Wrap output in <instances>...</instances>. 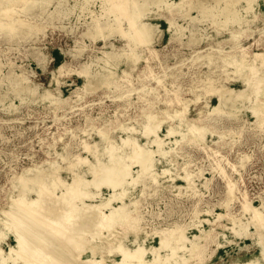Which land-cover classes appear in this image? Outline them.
Wrapping results in <instances>:
<instances>
[{
  "label": "rangeland",
  "instance_id": "1",
  "mask_svg": "<svg viewBox=\"0 0 264 264\" xmlns=\"http://www.w3.org/2000/svg\"><path fill=\"white\" fill-rule=\"evenodd\" d=\"M32 1L33 0H28V3H24L26 2V0H24L17 4H34ZM49 1L52 0H37L39 4L41 3L44 5L49 3ZM111 2L113 5L115 4L113 12L116 15L114 14L111 16V21L113 22L110 21L109 24L101 27L100 30L103 28V34H100L101 36L93 40L82 34L87 28V26H82V24L86 21L94 24L96 23V20L93 19L95 16L91 17V15H89L90 10L87 9L89 7V9L91 8V10L93 9L96 12L100 11L103 6L101 0H91L88 3L89 6L84 9L83 4L85 3L83 1L77 2L76 0H70L66 4L61 3L60 6L56 5L57 2L55 4H51L50 2L48 7L51 11H54L57 7L62 8L61 10H67L66 6L70 7L74 5L77 7L73 9L72 14L70 13V15H68L69 17H63V19H61L62 17H59V19L56 18L54 23L48 21L51 16H41L40 13L35 14L31 19L28 18L30 22H37L41 27L23 36L24 38L20 37L21 35L16 36L12 34L7 40H4L2 38L3 34L0 32V231L2 227L6 225L3 231V234L7 237L5 241L3 240L4 248L9 249L10 245L16 244L15 236L16 233H18L16 229L28 230V227H25L23 221V223L19 219L17 221L14 217H10L9 220L6 218L7 213L11 214L10 212L15 206L21 210L23 209V212L29 211L28 208L19 206L17 200L14 201V199H12L13 195H17L16 190L19 187L17 184L20 183L17 181H20L23 176L28 174L29 171H31V167L44 168L45 170L55 168L56 165H52L54 161L59 162L60 166L57 167L62 168V170H60L62 173L61 176L63 177L62 179H64V181H70L73 171L71 169H65L68 165V161L64 162L58 157L57 151L62 153L64 142L71 141L70 139L72 138H70L68 133L72 127H74V130L76 128L75 131H77L76 140L71 141L76 148L77 142L81 139H86L91 142L96 139L99 140L98 134L99 132H105L104 129H109L107 132L111 134L115 129L111 128L114 123L111 120L106 121V118H112L114 120L119 118L124 124H128L131 127L136 126L141 132V130L143 131L145 129L140 122L142 116L155 112L159 115L160 119H163L167 117L165 111L167 109L175 115L176 112H183L184 114L180 115L179 119L177 116V119L174 118L175 120L173 121L171 118L167 119L168 122L179 127L180 131L189 132L187 131L188 126L186 123H188L189 120L191 122L195 120L201 128L199 131L202 132L203 129V133L198 132L202 135L198 134L200 135L199 137L203 138H199L197 134H192V136L189 133L192 136L191 141L187 139V141L180 146L178 152L172 154L171 157L168 158L169 162H164V164L161 162V164L158 165V169H161L162 166L164 167L165 165V167L170 169V172L159 179V186L161 187L155 195L150 196V191H153L152 188H149L147 194H145V196H149L150 199L143 201V204L139 206L143 220L137 226V234H135V229L125 231L126 228L122 226L121 223H116L113 225L114 227L111 226V228L108 226H104L105 228H103L102 226L101 228L103 229H100V231L98 228L94 229L92 227L91 229H94V233L100 232L101 237L105 236V238L108 239V243H110L109 248H112V250L105 252L90 251L89 248L91 245H94L93 242L99 240V238H93L94 235L91 233H87V235L83 234L85 238L83 236L80 237L82 235L80 233V238L78 237L80 246L77 247L78 249L75 248L77 252L74 248H69L68 251H65L67 252L65 256L69 259L66 257L63 258L62 256L60 257L63 258L60 259L61 262L63 264H70L69 261H75L74 263H77L76 260L80 259L77 255L80 254V251L83 250L84 247L85 249L89 247L82 252V259L85 260V258L95 255V258L100 260V264H115V261H120L122 259V256L116 250V246L120 243L119 241L123 240L127 235L130 240H124V243L130 248H134L135 244H133L131 240L135 238V240L139 241L145 239L149 247L160 246V231H168L170 230V226L173 225V222H178L187 227L184 235L186 238H189L184 242L185 244L183 243V248H185V250L191 248V241H198L197 243H202L203 241V246L205 247V252L202 256L190 258L187 264H245L256 258L260 259L258 263L264 264V258H262L264 255V218L260 214L264 213V120L262 121L260 119L261 117L264 118V113L259 114V109L263 108L262 104H264V92L262 91L264 85V57H262L260 63V66L263 67L255 71L253 70L252 73L255 72V76H253V74L249 76L250 79L252 77L254 79L252 78L250 80L249 77H247L248 79L242 78L235 73L234 66L233 68L228 67L227 74L230 77V79H228V75L226 76L225 72L221 71V67L217 66L220 64L222 65L221 61L224 59L223 55L228 54L231 58L236 55L237 50L235 48H230L232 46L234 47V45L226 41L222 43V46H224L222 55L220 50L215 49L216 44L206 38L210 35H214L221 41L229 40V29L233 30L235 24L230 23L227 25L228 29H224L212 22L209 18L192 23L189 18L178 17L176 18L177 24L183 27L186 26L187 29L184 31V39L175 40L171 38L172 33L169 29V23L166 20V17L168 15L170 16V12L168 10L153 9L155 7H152L151 9H153V11H147L148 13L145 14V16L142 15V19L145 22L157 25L158 28L161 29V34H157L155 38L152 37V43H150V41L145 43L146 41L138 28L136 31H138L137 34L139 33L137 35L138 38H140L139 42L142 43L144 41L141 47L138 41L129 40L130 37L126 35V29L129 28L127 17L130 16V12L139 8L138 2L133 0L130 3V1L127 0V4L124 5L125 7L123 3H121V8L118 7L120 6V0H112ZM255 9L260 15L251 26L253 30L249 31L247 33L248 35L242 37L241 44L243 47H248L252 52H261L264 55V49L260 47L264 45V0H257ZM121 11L124 13L125 18L123 17V13L121 15ZM191 14L197 15L196 10H193ZM46 18L47 20H45ZM105 19L106 18L103 17L101 22L105 23ZM77 26H82V28H78ZM120 26L124 28L121 29ZM117 27H120L119 30H115ZM199 34L203 35V39L191 42L193 38L200 37ZM113 45L119 47L121 50L136 48L135 50L141 54L137 64L138 67H144L147 64V59L151 55L150 52L156 48L159 49L161 58L164 56L168 57L169 54L171 56L169 59L167 57L165 58L167 61L164 62V65L156 63L158 66L155 67L157 71L156 75L151 76L152 79L150 78L149 81L139 82L135 80L128 83L126 79L124 82H120V86L121 84L125 86L123 90L117 89L115 85H111L110 87L99 88L95 92H83V97L80 101L76 102L74 99L66 101L65 99L67 98H73V92L77 87L84 84V77L79 73L84 63L86 61H92V70H102L101 67L106 66V64L103 61H99V58L103 57L104 50H111ZM37 52L48 56V60L52 57V61L47 65L45 70L41 68L37 61ZM175 53L184 55L174 56ZM200 54H212L214 64L208 65L206 59H199L198 56ZM113 59L114 58L109 59L107 68L112 69L117 74L116 77H121L123 75L122 70L127 65L126 58H122L120 63H118L119 61H113ZM152 63H155V61L152 60ZM60 66L64 67L63 75L57 72ZM145 68L146 67H144V69ZM12 70L14 73L19 74L22 73L23 70L26 71L32 85H38V90L35 95H25L23 93L24 96L21 100V97H17L14 94L10 82L11 78L8 77V73ZM132 70L134 71L131 76L137 77L139 70L137 68H133ZM54 72H56L57 79L55 78ZM172 73L176 74L178 77L176 83L172 82ZM207 75L219 79L223 77L225 81L222 82V78V80L215 81L213 84H208L203 81ZM255 79L260 82V84L258 83L259 86ZM57 80H60V85H58ZM248 80L253 83V86ZM248 82L251 85H248ZM220 85H225L228 90L232 89L235 94L237 92V94L243 97L241 101L233 106L234 108L232 111L235 112V114L231 118L225 115H209V110L218 104L217 94H211L212 87ZM247 85L251 89H249ZM45 88L51 89L54 93L56 92V88H59L61 91L60 100H56V103L51 105L50 100L42 99L40 95H42ZM252 88L256 90H252ZM260 88L262 93L258 92ZM255 91H257V93ZM255 94H259L260 98L258 99ZM117 96H123V99L117 100ZM131 102L134 103L132 104L133 106H131ZM11 104L13 106H10ZM162 108H164V110ZM254 110H258L256 111L258 115ZM86 115L94 120L92 124H90L91 120L88 121L85 118ZM128 117H131V119ZM217 118L223 119L217 121ZM76 120H79V127ZM210 123L218 129L215 127L212 128L213 125L210 126ZM156 124L157 123L153 126ZM168 125L169 123L166 122L161 125L158 122V129L156 132H160L159 134L163 137L167 132ZM94 126L95 128H93ZM96 133L98 134L96 135ZM115 134L120 137L126 136L123 130H115ZM178 136L177 134L173 137L165 138L166 146H169L171 140L182 138ZM223 136L224 140L222 139ZM143 139L145 138H141L142 142H145L146 139L145 141ZM218 139H222V143L216 144L215 142H217ZM117 140L119 142L121 141L120 138ZM214 154L216 156H214ZM82 155L85 157L89 156V158L93 157L85 151L82 152ZM242 157H248L247 160H244V165H240L242 163ZM157 158L160 159L159 155ZM92 160L95 162L94 159ZM102 160L108 161L105 156ZM205 165H207V167H204ZM219 165L225 168L228 178L223 176L220 172ZM233 165L236 166L235 170L232 168ZM81 168L85 169L86 167L81 166ZM206 168H210V170L203 172V169L205 170ZM76 170L78 169L76 168ZM132 170H138V166L135 165ZM200 170L203 173H201ZM186 172L194 174L192 186L197 189L199 192L198 195L190 191L186 181L180 178L174 179L177 174H184ZM89 178L91 179L92 176L89 175ZM232 183L235 187L230 193ZM147 184H151V182L147 181ZM173 185H183L185 187L177 189ZM133 188L132 192L134 191V196L141 198L143 195V184H137ZM56 189V192L60 195L64 190V186L59 185ZM107 189V187L106 189L103 187L101 190L102 195L98 197H85L82 201L79 200L80 198H77L69 206H73L75 202L78 205H82L81 202L84 201L87 205L97 204L102 198H106L109 195L110 191ZM18 190H20V188ZM88 190L94 193L93 187ZM26 195H30L33 198V196H35V191H30ZM230 195L232 196V200L229 206L222 205L229 199ZM131 198L132 197L128 196L126 199L131 200ZM49 201L51 205L57 202V200L51 197L50 200L47 199L46 201L48 205ZM118 203L115 202L114 206ZM51 205H49V207L53 206ZM28 206H32V203ZM17 208H15L17 214L22 212ZM66 208L68 209L70 207ZM195 209L201 211L198 220H193ZM5 211L6 213H4ZM30 214L32 215V213ZM233 216L236 221L231 220ZM212 221L216 222H214L216 226L213 231H211L210 228V223ZM17 224L18 227H16ZM12 227L15 228L16 233ZM242 231L245 232V234L239 235V232L242 233ZM26 232L28 234V231ZM34 232L29 231L28 235L35 237L37 232H35L36 234ZM206 233L210 236L214 235L212 241L209 243L207 241L204 242L207 237ZM223 235L226 236L224 237ZM200 238H202L201 242ZM81 240H83V242ZM79 241L83 243V245ZM220 245H222V247H220ZM168 249H163L161 254L165 255L169 253L170 251ZM92 252H94V254ZM261 254L263 255L261 256ZM64 259L68 262L64 263L66 262ZM147 260H153V255L151 253L147 254Z\"/></svg>",
  "mask_w": 264,
  "mask_h": 264
},
{
  "label": "bare ground",
  "instance_id": "2",
  "mask_svg": "<svg viewBox=\"0 0 264 264\" xmlns=\"http://www.w3.org/2000/svg\"><path fill=\"white\" fill-rule=\"evenodd\" d=\"M0 1H1L0 3V32L3 34L2 38L4 40H7L12 34L16 36L21 35L20 37L26 36L32 31L41 27V25L38 24L37 22L32 23L29 21V19L35 16V14L40 13L41 16L43 15H47L49 17L51 16L48 21L51 23H54L56 18L59 19V17H62L61 19H63V17L64 18L69 17L68 15H70V13L72 14L73 9L77 7L74 5L70 7L66 6L67 10H61L62 8L57 7L54 11H51L50 8L48 7L50 2L51 4L52 3L55 4L57 2L56 5L60 6L61 3L66 4L70 0H52V1H49V3L45 5L41 3L39 4L37 0H33L32 2H34V4L30 3L32 5L30 4L18 5L17 4V3H20L21 1L23 2L24 0H0ZM76 1L77 2L83 1L85 3L83 4L84 5L83 9H84L89 6L88 3L91 0H76ZM101 1H102L103 6L100 11L96 12L93 9L91 10V8L89 9V7L87 9V10H90L89 15H91V17L95 16L93 19L96 20V23L94 24L89 21H86V22H83L82 24V26H87V28L82 32V34L92 40L96 39L98 36H101L100 34H103V28L101 30L100 28L109 24L111 21V16L115 14L113 12L114 11L113 7L115 4L114 5L112 4L111 2L112 0H101ZM126 1L127 0H120V6L118 7L121 8V3H123V6L127 4ZM129 1L131 3L133 0H129ZM135 1L138 2L139 8L130 12V16L127 17L129 22L126 19L127 23H129V26H128L129 28L126 29V35L130 37L129 40H136L138 41V43H140L139 42L140 38H138L137 36L139 33L137 34L138 31H136L138 28H139V31L141 32V35L144 37L146 41L145 43H147L148 41L152 43L153 41L152 37L155 38L157 34H161V29L158 28L157 25H153L150 22H145L142 19V15L145 16V14L148 13L147 11H151V10L153 11V9L168 10L170 12V16L168 15L166 17V20L169 23V29L172 33L171 38L175 40L184 39L183 37L185 36L184 31L187 29L186 26L183 27L182 25H178L176 22V18L178 17L189 18L192 23L199 22V21L209 18L212 22L216 23L217 25H219L220 27L224 29H226L228 27L227 25L230 23L235 24V26H233V30L229 29L230 30L229 40L221 41L217 38V36H214V35H210L208 36V38H206V39L213 41L216 44L215 45L216 48L215 47L214 48L220 50V53L222 55L224 51V46H222V43L226 41L227 43L231 42L234 45V47L232 46L230 48H235L237 50L236 55H234L231 58H230V55L228 54L223 55L224 59H222L221 61L222 65L220 64L217 66V67H221L220 68L221 71L225 72L226 76L228 75L227 74L228 67L233 68L234 66L235 73L240 75L242 78H247L251 74L255 76L254 75L255 72L252 73L253 70L255 71L263 67V66H260L262 57H264L263 53L252 52L251 50L248 49V47L247 48L243 47L241 44L242 37L248 35L247 33L253 30L251 29V26L253 22L257 20L260 15L258 12H256V9H255L257 5V0H178V1L135 0ZM2 2H5V3H2ZM24 3H28V0H26V2ZM152 7H155V8L151 9ZM193 10H196L197 15L191 14ZM122 11H121V15L123 13ZM103 17L106 18L105 23L101 22ZM123 17L125 18V15ZM45 20H47V18ZM82 26H77V27L82 28ZM65 27L68 28L67 26ZM119 28L117 27L115 28V30H119ZM123 28L121 27V29ZM199 35L200 37L198 36L197 38L196 37L193 38L191 42H196L197 40L203 39V35L202 34H199ZM142 41H143V38H142ZM142 43H140L141 47H142ZM134 45L137 46L136 44ZM260 47L264 49V45H261ZM135 49L126 48V49L121 50L119 47H116L115 45H113V47H111V50H104L103 57L99 58V61H103L106 64V66L101 67L102 70H95V71L92 70L91 66L93 65V62L86 61L83 65L84 68L82 67V70L79 71L80 75L84 77L83 79L84 84L80 87H77V89L73 92L74 94V96H72L73 98H67L65 100L68 101L69 99H74L77 102L82 99L83 92L84 93L95 92L99 88L110 87L111 85H115L117 89L123 90L125 86L122 84L120 86V82H124L126 79L128 83H131L132 81H135V80L139 82H144L147 80L149 81L151 76L156 75L157 71L155 70V67H158L156 63H160L164 65L165 64L164 62L167 61V59L165 60L167 56L165 57L163 55L164 57L161 58L160 51L159 49L156 48L151 52L148 50L151 53V55L150 57H148L147 59L148 61L146 62L147 64L144 66L146 68L144 69V67H138L137 64L140 60L141 54L138 53L137 50ZM183 55L184 54L181 55V54L175 53L174 56H183ZM36 56L38 57L37 61L39 62V65L41 66L43 70H45L47 68V65L52 61V57L48 60L47 58L48 56H46L45 54H41L39 52L36 53ZM110 58H114L113 61H116V62L119 61L118 63L121 62L122 58H126L127 65L126 67L124 66L125 68L122 70L123 75L121 77L120 76L116 77L117 74L112 69L107 68L108 67L107 64H109ZM198 58L203 59V60L206 59V62L208 65H211L212 63L214 64V61L212 60V54H207V55L200 54ZM152 60L155 61V63H152ZM133 68H137L139 70V74L137 77L131 76L132 72L134 71L132 70ZM63 69L64 67L60 66L58 67L57 72L61 75L63 73ZM13 73H14L13 70L10 71L8 73V77L11 78L10 82L12 85V90L17 97H21V100H22V97L24 96L23 93L25 95L26 94L28 95L36 94L38 90L37 89L38 85H32L31 80L26 74V71L23 70L22 73L20 74L19 73L13 74ZM54 75H55V78L57 79L56 72H54ZM171 77H173V80H172L173 83H176L178 81V77L176 74L172 73ZM222 78L219 79V78H214L210 75H207L203 81L208 84H213L215 81L222 80ZM228 79H230L229 75H228ZM223 81H225L224 78L222 82ZM245 82H246V79H245ZM57 83L58 85H60L61 84L60 80H57ZM258 83L260 84L259 81H257V85ZM251 84L253 86V83ZM251 84H249L248 82V85H251ZM212 88L213 89L211 90L212 92L211 94H217L218 104L213 106V108L209 110V115L216 114L217 116L225 115L228 118L233 117V115L235 114V112L232 111L234 108L233 106L237 102L241 101L243 97L237 94V92H236L237 94L236 95L233 92L234 90L232 91V89L228 90L225 85L213 86ZM248 88L251 89L249 86ZM261 88L258 89V92H261ZM252 90H256V89L252 88ZM262 91L264 92V85H263ZM255 92L257 93V91ZM255 95L258 97V99L260 98L259 94L258 95L255 94ZM40 96L44 100H50V103L52 105L56 103L55 102L56 100H60L61 91L59 88L58 89L56 88V92L54 93V91H52L51 89L45 88L44 92ZM123 96H117V100L123 99ZM130 104L131 106H133L132 104L134 103L131 102ZM10 106H13V105L11 104ZM262 106L263 108L259 109L260 110L259 114L264 113V104H262ZM162 109L164 110V108ZM165 111L167 113V117L163 119H160L159 115H157L155 112L150 113V114L148 113L147 115L142 116L140 118V122L142 123V126L145 129L143 131L141 130V132L136 126L131 127L128 124H124L122 121H120L119 118H117L116 120L112 118H106V121L111 120L114 123L111 126V128H115L114 131L111 134H109L107 132L109 131V129H104L105 132H101V133L99 132L100 135L96 133V135L98 134L99 136V140L93 139L94 141L92 142L86 139H81L80 141L77 142L76 148L75 146H73L71 141L76 140L77 131H75L76 128L74 130L73 129L74 127H72V129H70L68 133L70 138H72L70 139L71 141L64 142L62 153H59V151H57L58 157H60L64 162L68 161V165L65 167V169L67 170L71 169L73 171L70 181H66V180L64 181V179H62L63 178L61 176L62 173L60 172L62 168L57 167V166H60L59 162L57 161L53 162L52 165L53 166L56 165V166L55 168L51 170H45L44 168L31 167V171H29V173L26 170L28 174L23 176L22 179L24 180L21 179L20 181L19 180L17 181V182H20L17 184L19 185L18 189L20 188V190L16 188L17 193L16 192L15 193L17 195L12 194L13 195L12 199H14V201L17 200L19 206L28 208L30 212L29 211H28L29 213L23 212L22 211L23 209L21 210L20 208H17L15 206V208L19 209V211L21 210L22 212L18 211L19 214H17L15 211L16 209L14 208L11 212L9 211L11 214L7 213L6 218L7 220H9L10 217H14L17 219V221L18 219L21 222L23 221L25 223L24 224L25 227H28V230L24 231L21 229L20 230L16 229L18 232L16 233L15 228L12 227L14 232L16 233V236L14 235L16 237V240H15L16 244L10 245L9 249H5L3 246V243L7 237L6 235L3 234V231L6 225H4V227L1 226L2 230L0 231V264H63L60 259H63L64 257H66L65 255L67 252L65 251H68L69 248L72 247L77 252L76 249H78L77 247L80 246L78 243V239L82 237L83 234L87 235V233L93 234L94 235V236L92 235L93 238H97V239L99 238V240L97 241H94V242L91 241L94 243V245H91L90 248L88 247L90 251H94V252L95 251L105 252L108 250L111 251L112 248L111 249L109 248L110 243H108V239L105 238V236L104 237L102 236L103 237L102 238L100 236L101 234L100 232L94 233L95 231L93 230L95 228L96 229L98 228L100 231V229H103L106 226L111 228V226L114 227L113 225H115L116 223H121V225L126 228L125 231H129V229L131 230L135 229L134 230L135 234H137L138 232L137 226L143 220V218L141 217L142 214L140 212L139 206L143 204V201L150 199V197L145 196V194H147V191L149 188L150 189L152 188L153 191H150V194H151L150 196L155 195L158 192V189L161 187L159 186V183H160L159 179L170 172L169 171L170 169L168 167H165V165L164 167L162 166L161 169H158V165L161 164V162L163 164L164 162H169L168 158L171 157L172 154H176L180 146L183 143H185L187 139L191 141L192 136H193L192 134L198 135L200 133H203V129H202V132L199 131L201 130V128L199 127L198 123L195 120L194 122L193 121L191 122L189 120V122L186 123L188 126L187 131L189 132L180 131L179 127L174 126L173 123L168 122L167 119L171 118L173 121L175 120L174 118L177 119V116L179 119L180 115H184L183 112H176V115H175V114H172L167 109ZM85 118L88 121L91 120L90 124L94 122V120L88 115H86ZM128 118L131 119V117H128ZM221 119L223 118H217L216 120L220 121ZM260 119L262 121L264 120V118L262 117ZM76 121L78 122L77 124L79 127V120H76ZM158 122L160 125L163 124L164 122L169 123V125L167 126V132L163 137L159 134L160 132L159 133L156 132L158 129V126H157ZM155 123L157 124L153 126ZM212 125L210 123V126ZM213 127L215 126L213 125L212 128ZM93 128H95V126ZM223 128L225 130L224 125H223ZM115 130L116 131L123 130L126 133V136H123V137L116 136ZM177 134L181 136L182 138L181 139L175 138L173 141L172 140L170 141L169 146H166L165 138L173 137ZM200 135H198V137ZM118 138H120L121 140L120 142L117 140ZM141 138H145L146 141L145 139H143L145 142H142ZM199 138H203V137H199ZM222 139L224 140V136ZM222 139L220 140L218 139L217 142L215 143L216 144L222 143L221 142L223 141ZM83 151L87 152L89 155L93 156L94 158L93 157L89 158V156L85 157L84 155H82ZM158 155L160 159L157 158ZM104 156L106 157V159H108V161L106 160L107 162L102 160L104 159ZM214 156L216 155L214 154ZM247 158L248 157H244V158L242 157L241 159L242 163L240 165H244L243 162L245 159L247 160ZM92 159H94L95 162H93ZM135 165L138 166V170L133 171L132 168L135 167ZM81 166H85L86 168L83 169L81 168ZM204 167H207V165H205ZM218 167H219L220 172L223 174V176L228 178V174L225 172V168H223V166L221 167L220 165ZM76 168L78 170H76ZM232 168L235 170L236 166L233 165ZM206 170H210V168H206L205 170L203 169V172ZM203 172L201 171V173ZM89 175L92 176L91 179L89 178ZM193 176H194L193 173L186 172L184 174H177V176L174 179L180 178L186 181L187 186L189 187L190 191L198 195L199 192L197 191V189L193 188L192 186ZM147 181L151 182V184H147ZM140 183L143 184V189H142L143 195L141 198L134 196L135 195L133 193L134 191L132 192V190L134 189L133 187ZM59 185L64 186V190L62 191V193L59 191L61 193L60 195L56 192L57 190L56 187ZM231 185L232 187L230 188V193L233 191L235 187L233 183ZM173 186H175L177 189H181L185 187L183 185H173ZM91 187H93L94 193H91L88 190ZM103 187L105 189L107 187L110 192H109V195L106 198H102L99 201V203L87 205L86 202L84 201V202H81L82 205L81 204L78 205L75 202L73 206H69L77 198H80L79 200L82 201L83 198L85 197L93 198V197L101 196L102 195L101 190ZM30 191H35V196H33V198L30 195H26ZM128 196L134 199L131 198V200H127L126 198ZM50 197L57 200V202H55L54 205L52 204L53 206L50 204L51 202L49 201V205H51L52 207H49V205L46 202L47 199L50 200ZM231 197L232 196L230 195L229 199L225 201V203L222 205L229 206V203L232 200ZM115 202L117 203L119 202V203L116 204V206H114ZM30 203H32V206L29 207L28 205ZM66 207H70V208L67 209ZM4 213H6V211ZM30 213H32L33 216ZM200 214H201V211L198 209H195L193 220H198L200 217ZM260 214L264 218V213H260ZM253 215H256V214H253ZM231 220L236 221L234 216L231 217ZM214 222L212 221L210 223L211 231H213V229L216 226L215 224L216 222L215 223ZM14 224L13 225L11 224V225L15 226L16 224L15 225ZM102 226L103 228H101ZM16 227H18V224ZM92 227L94 228L93 230L91 229ZM186 228L187 227L182 225L181 223L173 222V225L170 226V230L168 231L161 230L160 231L161 232L160 233L161 234L160 246L149 247L145 239L143 241L142 239L139 241V240H135L136 238L135 239L132 238L134 240H131V242L135 244V246L134 248H130L124 243V240H127V241L130 240L129 236L127 235V237H125L123 240H120L119 241L120 243H118V245L116 246V250L122 256V259L120 261H115L114 263L115 264H187L190 258H194V257L198 258L202 256L205 252V247L203 246L204 244H203V241L201 240L202 238H200V242L202 241V243H197L198 241L197 242L191 241V245H192L191 248L190 249L188 248L185 250V248H183L185 244L184 242H186L189 238V237L186 238V236L184 235ZM26 231H28V234H29V231L30 232L35 231L37 232V234L34 232L36 235L35 237H32L31 235H28ZM243 231L242 233L239 232V235L245 234V232ZM206 236L207 237H206V240H204V242L207 241L208 243L212 241L214 237V235L210 236L208 233H206ZM83 240L81 241L83 242ZM81 244L83 245V243ZM220 247H222V245H220ZM166 248L167 249L169 248L168 250L170 252L166 253L165 255H162L161 251L163 249L167 250ZM87 249H85L84 247L83 250L80 251V254L77 255L80 258L79 260H76L77 263H74L75 261H72V259H71L72 262L69 261V263L70 264L71 263L73 264H100L101 263L100 260H97L95 258V255H93L92 257H87L85 258V260L82 259L83 256H81V254ZM94 252L92 253L94 254ZM148 253H151L153 255L152 261L147 260ZM262 255L263 254H261V256ZM62 256L63 258H60ZM262 258H264V255ZM259 260H260L259 258H256L245 264H260L258 263ZM64 261H63L64 263L68 262L66 259H64Z\"/></svg>",
  "mask_w": 264,
  "mask_h": 264
},
{
  "label": "crops",
  "instance_id": "3",
  "mask_svg": "<svg viewBox=\"0 0 264 264\" xmlns=\"http://www.w3.org/2000/svg\"><path fill=\"white\" fill-rule=\"evenodd\" d=\"M166 37V36H165ZM171 55L169 54V56L167 58H169ZM124 66V65H123Z\"/></svg>",
  "mask_w": 264,
  "mask_h": 264
}]
</instances>
